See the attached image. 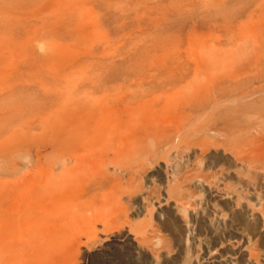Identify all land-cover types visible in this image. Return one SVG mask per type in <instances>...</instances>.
<instances>
[{
  "label": "rangeland",
  "instance_id": "rangeland-1",
  "mask_svg": "<svg viewBox=\"0 0 264 264\" xmlns=\"http://www.w3.org/2000/svg\"><path fill=\"white\" fill-rule=\"evenodd\" d=\"M233 8L232 0H0V180L6 179L4 168L25 164L43 138L71 122L69 104L76 96L102 94L104 105L91 118L101 127L84 175V182H98L100 195L61 207L57 234H77L81 242L84 234H97L112 264L154 258L179 264L197 219L189 211L182 215L179 202L167 196L172 166L153 162L154 141L157 131L176 122L174 107L200 103V72H233L231 33L219 29L223 17L230 23ZM220 103L228 113L231 100ZM129 144L130 161L144 171L101 179L104 166L111 176L109 160ZM169 156L189 166L183 148ZM33 170L28 183L36 186L40 178ZM138 194L144 202L133 204ZM203 198L202 192L196 196ZM118 234L153 237L131 259L129 245L104 237ZM77 260L108 264L83 244Z\"/></svg>",
  "mask_w": 264,
  "mask_h": 264
},
{
  "label": "bare ground",
  "instance_id": "bare-ground-1",
  "mask_svg": "<svg viewBox=\"0 0 264 264\" xmlns=\"http://www.w3.org/2000/svg\"><path fill=\"white\" fill-rule=\"evenodd\" d=\"M232 3L230 23L223 17L219 29L231 33L233 72H200V103L174 107L171 114L176 122L157 131L154 141L153 162L161 159L172 166L167 196L179 202L182 215L189 211L197 219L190 250L183 253L179 264H264V0ZM103 97L92 92L76 96L69 104L71 122L57 135L43 138L35 153L25 157V164L4 168L0 264H78L80 244L112 264L97 234H84L81 242L77 234H57L56 230L61 207L84 196L96 199L100 195L98 182H84V175L101 127L93 124L92 111L104 105ZM223 97L232 102L228 113L220 108ZM175 148L186 151L189 166L182 168L181 161L170 158ZM132 152L129 144L122 155L114 154L108 163L111 176L104 166L101 179L143 172L144 168L130 161ZM35 167L40 178L36 186L28 183ZM201 192L204 198L196 200ZM144 199L138 194L133 204ZM152 235L104 237L129 245V256L136 259ZM154 259L149 264H159Z\"/></svg>",
  "mask_w": 264,
  "mask_h": 264
}]
</instances>
